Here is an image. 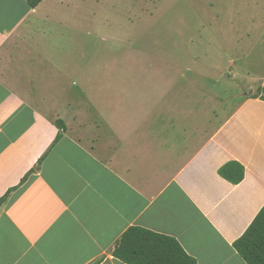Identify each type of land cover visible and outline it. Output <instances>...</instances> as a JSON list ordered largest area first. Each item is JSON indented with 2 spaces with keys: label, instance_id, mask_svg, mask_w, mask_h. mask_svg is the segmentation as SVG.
<instances>
[{
  "label": "crops",
  "instance_id": "crops-1",
  "mask_svg": "<svg viewBox=\"0 0 264 264\" xmlns=\"http://www.w3.org/2000/svg\"><path fill=\"white\" fill-rule=\"evenodd\" d=\"M53 1L0 0V264H126L112 251L130 226L196 264H247L233 243L264 205V73L203 139L116 93L84 102L41 45ZM262 16L247 37L264 45ZM228 161L244 167L236 184Z\"/></svg>",
  "mask_w": 264,
  "mask_h": 264
},
{
  "label": "rangeland",
  "instance_id": "rangeland-1",
  "mask_svg": "<svg viewBox=\"0 0 264 264\" xmlns=\"http://www.w3.org/2000/svg\"><path fill=\"white\" fill-rule=\"evenodd\" d=\"M48 10L41 45L72 96L131 98L150 105L156 125L201 139L240 104L248 77L264 73V45L247 37L262 34L264 0H54Z\"/></svg>",
  "mask_w": 264,
  "mask_h": 264
},
{
  "label": "trees",
  "instance_id": "trees-1",
  "mask_svg": "<svg viewBox=\"0 0 264 264\" xmlns=\"http://www.w3.org/2000/svg\"><path fill=\"white\" fill-rule=\"evenodd\" d=\"M41 1L26 0V3L34 8ZM262 90L264 91V87ZM57 121L59 123L61 120ZM59 136L60 134L56 136V140ZM31 172L33 170L28 174ZM218 172L236 184L244 176V167L236 161H228ZM26 177L27 175L24 179ZM8 193L0 198V204L6 200ZM233 246L247 264H264V205L242 235L234 241ZM112 255L126 264H196L195 259L184 252L176 239L139 226H130L122 233Z\"/></svg>",
  "mask_w": 264,
  "mask_h": 264
}]
</instances>
